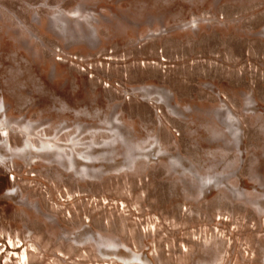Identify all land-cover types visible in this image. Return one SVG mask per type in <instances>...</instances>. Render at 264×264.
<instances>
[{
    "label": "rangeland",
    "instance_id": "rangeland-1",
    "mask_svg": "<svg viewBox=\"0 0 264 264\" xmlns=\"http://www.w3.org/2000/svg\"><path fill=\"white\" fill-rule=\"evenodd\" d=\"M0 264H264V0H0Z\"/></svg>",
    "mask_w": 264,
    "mask_h": 264
},
{
    "label": "bare ground",
    "instance_id": "bare-ground-1",
    "mask_svg": "<svg viewBox=\"0 0 264 264\" xmlns=\"http://www.w3.org/2000/svg\"><path fill=\"white\" fill-rule=\"evenodd\" d=\"M108 170V169H107Z\"/></svg>",
    "mask_w": 264,
    "mask_h": 264
}]
</instances>
